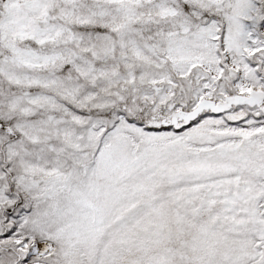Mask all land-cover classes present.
Masks as SVG:
<instances>
[{"label": "snow or ice", "instance_id": "6c2138e0", "mask_svg": "<svg viewBox=\"0 0 264 264\" xmlns=\"http://www.w3.org/2000/svg\"><path fill=\"white\" fill-rule=\"evenodd\" d=\"M0 264H264V0H0Z\"/></svg>", "mask_w": 264, "mask_h": 264}]
</instances>
